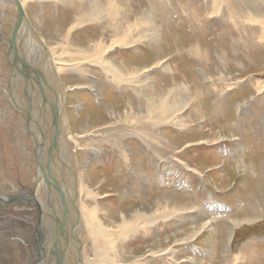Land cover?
I'll list each match as a JSON object with an SVG mask.
<instances>
[{
    "label": "rangeland",
    "instance_id": "obj_1",
    "mask_svg": "<svg viewBox=\"0 0 264 264\" xmlns=\"http://www.w3.org/2000/svg\"><path fill=\"white\" fill-rule=\"evenodd\" d=\"M25 1L27 18L33 28L29 31L32 38L36 40L31 48L34 46L39 57L37 60L31 59L29 43H26L28 46L25 47V52L15 45L25 36L23 26L24 31L21 29L20 37H15L12 60L18 63L29 62L33 65L38 69V73L35 69L37 79L30 69L24 68L23 71L9 63L6 57L7 42L0 36V197L8 196L3 199L7 201L6 203L0 199V264H40L38 259L46 256L45 252L44 254L42 252L44 247L42 244L45 240L43 233L45 228L46 230L49 228L47 224L51 225L55 222L47 213V204L42 207L45 209L44 214L41 210L39 215L37 209L39 203L36 205L33 200L23 203L19 201V198H13L21 195L20 199L24 202L27 201L28 196L30 198L34 191L35 177L38 176V167L41 164L35 157L37 144L33 138L32 129L27 124V118L14 105L10 96L13 95L17 103H22L24 107L29 108L27 96L32 90L40 94L44 83L47 84L46 92H50V82H44L40 76L41 74L49 76V70L52 76L47 79L58 80L61 84L59 86L56 84L57 89L53 91V94L57 96L58 92L60 97L61 93L63 121L66 116L70 118V124L73 125L71 132L73 131L75 135H73L74 139L68 142L69 153L72 151L70 153L72 163L69 161L67 166L63 163L62 170L65 176L62 178L63 175L60 173V183L66 184L67 187L64 189L70 192V182L69 184L66 182L67 170L72 167L75 172L76 167L78 170L81 168L85 184L97 189L101 181L103 182L98 187L101 196L97 200H88L86 195L78 190L81 209H85L83 203H88L91 208L95 205L101 206L103 216L110 218L107 224H112L114 227L118 224L114 221H119L120 213L118 212L121 211L125 212L128 219L135 221L134 223L138 220L139 223L135 224L134 230L129 232L127 242L129 247L126 246L128 251L125 254L122 251L125 245L120 246V254L124 257L122 261L133 264L140 258V264L142 262L145 264H264V16L257 18V13L264 15V0H254L253 4H249L248 0H220L218 3L211 0L206 10H203L200 5L203 0H192L190 3L194 10L187 16H185L184 4L179 0H172V3L169 0L168 4H166L167 0L159 3H157L158 0H120V4L124 6L126 12L129 11L130 16L125 15L126 17L120 18L119 23L122 26H132L129 35H135L133 29L138 25L130 13L131 9L136 12H146L152 19L151 23L153 21L155 24L158 23L160 32L166 31L163 32V38L159 43L163 45L160 52L163 51L164 54L155 49L151 50L149 39H144L143 42L132 47H124V53L120 49L113 48L107 57L110 56L119 62L124 61L127 66H132L142 62L150 63L151 59L156 60L157 56H163L161 63H170L172 76L176 80L170 86H162L160 89L164 92L169 91L178 84L179 87H187L190 98L195 99L199 108L198 111L187 110L185 111L187 113H183L184 116L191 114L190 117L185 118L186 125L183 127L185 131L171 127L170 124L162 128L172 142V147L161 149L162 159L157 156L158 154L152 155L145 150L142 151L143 147L153 146V141L143 147L138 141L136 143L141 150L134 149L139 156L132 155L133 158L129 160V164L119 151L111 150L109 143L113 141L108 140L104 131L93 139L77 138V133L81 132L78 125L82 126V121L90 122L92 126L97 122H100V126L104 124L102 121L106 119L104 115L106 108L103 105L111 106L110 108H114L115 112H121L126 101L124 96L111 86L112 83L108 85L100 81L103 73L98 69L91 68L94 74L92 71L90 73L94 77L93 84L102 88L99 93L102 101L91 91L93 87H88V78L82 79L76 71H70V65L67 69L61 68L58 74L61 78L57 77L54 75L55 68L51 66V58L46 55L47 50L44 47L46 45L50 49L54 61L71 62L70 64L76 66V62L71 61L76 56H73L75 53H69L70 47L75 43L86 47L89 40L93 42L92 50L97 51L99 49L97 47L101 46L100 42L107 41L109 33H104L105 36L103 35L104 38L101 40L99 38L90 40L88 38H94L96 32L98 33L99 24L85 22L83 26L67 27L70 20L76 16L75 9L80 7L82 0ZM89 2L90 0L85 1L86 4ZM6 8L0 7V32L3 36L12 35L15 20L21 22L19 8L18 12L15 6ZM230 9L235 11L236 15H241L243 12L245 16L246 12L249 14L254 11L256 15L250 17L253 24L234 28L236 23L231 21L229 13L233 11L230 12ZM36 17L41 20V23ZM166 19L167 24L164 22L167 21ZM77 21H83V17ZM239 21L243 22L241 19ZM202 23L203 28L200 30L203 33H200L198 26ZM50 25L62 26L52 28ZM240 30H243L241 32L243 39L239 41V46L233 42ZM166 33L168 35H165ZM253 33L257 34L246 40L245 35L250 37ZM178 36L181 40L177 38ZM196 41H200L202 49L206 48L208 52L206 59L199 55L191 56L190 52H187L191 43ZM256 41L258 44L253 46ZM180 42L184 43L180 44ZM35 46H39L43 53L39 51V47L36 49ZM181 52L183 53L179 55ZM42 59L49 63L44 64L48 68L43 65ZM54 64L55 67H62L59 63ZM160 64L151 69L150 76L157 79L163 78L160 80L162 83L164 79L167 80V84L170 82V75H167L170 72L165 73ZM17 71L28 79L23 80L20 77L17 83L15 78L20 75ZM205 75L209 76L210 82L203 83ZM37 80L41 84L39 88ZM26 81L29 82L26 83ZM208 82L209 86H202L208 85ZM64 87L68 88L66 92L63 90ZM206 87H211L212 91L207 92ZM226 89L227 92H225ZM175 92L178 95V90ZM175 92L171 91L170 95ZM136 99L137 97H134L135 102H137ZM240 104L243 107L239 110ZM54 105L55 103L52 106ZM47 113L49 114L48 110ZM50 130L48 129L47 132ZM70 135V133L68 137L64 135V138L71 139ZM77 139L81 140L85 148L92 146L91 142H95L96 152L86 156L84 153L86 149L81 148L79 144L76 145ZM135 146L136 144H133V147ZM44 152L48 158L49 155L46 151ZM37 155L39 157L38 153ZM43 166L46 167V165ZM71 185L74 186L73 183ZM62 189L61 186L60 190ZM156 196L160 199L171 196L174 201L170 202L168 207L164 206L162 199L159 207L156 206V198H154ZM11 198L15 200L12 201ZM176 205L184 206L172 211L170 207ZM140 208L154 213V216L149 218L155 220V232L147 233L148 231L141 226L145 225V220L134 217L137 216L135 209ZM151 208L153 212L150 211ZM108 213L109 215H106ZM60 223L64 226L62 232L67 240L68 227L65 221L62 220ZM202 223L203 226L207 224L205 226L207 228L199 235L192 237L191 231L202 227ZM176 224L179 231L174 229L172 232L178 233L170 234L168 229ZM37 230L40 231L41 237L39 245L35 247L36 260H34L30 244L35 239ZM56 232L57 230L53 231L52 235ZM75 232L76 229H73L71 239L74 238ZM82 239L85 240L83 248L85 256L93 257V242L89 241L88 236H83ZM179 240L182 242L178 243ZM160 241L165 242L159 244ZM57 243L56 251L60 250L61 240Z\"/></svg>",
    "mask_w": 264,
    "mask_h": 264
},
{
    "label": "bare ground",
    "instance_id": "obj_2",
    "mask_svg": "<svg viewBox=\"0 0 264 264\" xmlns=\"http://www.w3.org/2000/svg\"><path fill=\"white\" fill-rule=\"evenodd\" d=\"M54 1H56V0H54ZM85 1H87V0H82L80 7L78 9H75L74 15L76 14V16L70 20V24L67 27H73L76 25H79V26L82 25L83 26V24L85 22L91 23V24H97V25L99 24L98 25L99 28H97L98 33L96 32V36L94 38L90 37L88 39L97 40L99 38L101 40L105 36L104 33L108 32L109 34H108L107 41L100 42L101 46L97 47V48H99L97 51L92 50L93 42L89 41V40L87 41L86 47L80 46L77 43L73 44L72 46L70 45L71 46L70 49L69 50L67 49V50L70 51L69 53H72V54L75 53L73 56H76V58L71 59V61L73 60L74 62H76V66H74L73 64H70L71 62L61 63L58 61H54L53 57H51L50 49L47 48L46 45H44V47L46 48L47 53H48L47 54L45 52L46 55L50 56V58H51V62H52L51 66L53 68H55L54 69V75H57V77H59V75H58L60 72L59 70L61 68L67 69V66L70 65V67H69L70 71H76L78 76L81 77L82 79L88 78V80H89L87 82L88 87H93L91 91L94 93L95 96H98V98H100L99 93H100V91H102V88H98L97 84L96 85L93 84L94 77H93L92 73L94 74V72L91 70V68L92 69H98V70H100V72L103 73L102 77L100 78V81L101 82L103 81V82L107 83L108 85H111L110 83H112L114 86L113 85H111V86L116 88L118 90V92L121 93L122 96H124L126 101L124 102V106L122 105L123 108H121L122 109L121 112H115L114 108L113 109L110 108L111 106L105 107V105H103L104 108H106L105 113H104V115L106 116V119L104 121H102L104 124H102L100 126V122L99 123L97 122L92 126L90 124V122L82 121L81 122L82 126L78 125L81 129V132L77 133V138L81 137V139H88V140L93 139L98 134H102V131H104L105 132L104 134H106L105 136H108V140L113 141L112 143H109L110 147H112V149L111 148L110 149L113 151H119L122 154L123 158L127 161L128 164L130 163L129 160L131 161L133 158L132 155L139 156V153L134 149V148H137L138 150H141V148L139 147V144H137L138 141H140L142 147L149 145V142L153 141V146H147V148L143 147L142 151L145 150L146 153H150L152 155L158 154L157 156H159L160 159H162L161 154H163V153L161 152V149L172 147L171 146L172 142L169 141L168 137L163 132V129L165 128V126L167 124H170L171 127H175L181 131H185L183 128L186 125L185 118L190 117L191 114L189 113V114H187V116H184L183 113L187 110L188 111L191 110V112H192V110L198 111L199 108L197 107V104L195 103V99L190 98L189 90L187 89V87L186 88L185 87H179V84L176 85L175 87L171 88L169 91L164 92L160 89V87H162V86H166V87L170 86L176 80V78H174L172 76V68H171L170 63H168V64L161 63L162 62L161 58L163 56L162 57L157 56L156 60L151 59L152 61L150 63L149 62L148 63L142 62L141 64L138 63L136 65H132V66L128 65L127 66V64L124 61L119 62L114 58H110V56L107 57V54L113 48L120 49L121 52L124 53L123 52L124 51L123 49H125L124 47H132L136 44L143 42L144 39H149L148 41H149L151 50L155 49L156 51L160 52L162 50L161 48L163 45L161 46V44H159V43L161 42V40L163 38L164 30H161L162 32H160L159 27H158V23L155 24L154 21H153V23H151L150 20H152V19L146 12H143V11L136 12L134 9H131L130 13H131L134 21H136L138 23V25L133 29V31L135 32V35L134 34L129 35L128 33L132 29V26L131 25L122 26L119 23L120 18H124V17L129 15V11L126 12L124 10L125 9L124 6L122 4H120V2L122 0L121 1L120 0H106L107 2H105V3H102L103 1H99V0H93V1L90 0V2L88 4H86ZM162 1H164V0H158L157 3L162 2ZM190 1H192V0H179L180 3L184 4L183 7L185 8V16H187L189 13H191V11L194 10V9H192L193 7L191 8ZM210 1L211 0H203L202 1L203 3L202 2H201L202 4L200 3V5H202L203 10H206V7L210 5ZM219 1L220 0H214L213 2L218 3ZM166 2H167L166 4H168L169 0H167ZM247 2H249V4H253L255 1L254 0H248ZM84 3H85V5H84ZM171 3H172V0H171ZM12 4H15V5H12ZM26 5H27V3L25 0H0V7H2V8L15 6L17 9V12H18V8L20 6V8H19V20L21 22H19L18 20H15V22H14L15 24L13 25L14 29H13L12 34L15 35V37L17 36L16 38H19L21 29L23 30L25 28V36L20 41H18L19 40L18 39L17 40L18 42L15 44V45H17V47H19V50L23 49L24 52L26 50L25 47L28 46V44L26 45V43H29L30 48L33 44L36 43L35 42L36 40H34L32 38L31 33L29 31V29L33 30V28L31 27L29 19L27 18L28 16L26 13V9H27ZM247 6H246V9H247ZM184 8H183V10H184ZM153 9H155V8H153ZM160 9H162V8L160 7L159 10ZM231 11H233V10L230 9V12ZM234 12L235 11H233L231 14L229 13V16L231 15V21L236 23V25L233 26L234 28L237 29L241 25H242V27H245V26H247V24H253L251 22L250 17L253 15H256V13L254 11L249 12L250 15L247 14V12H246V16H245V13H243V12L241 15H236V13H234ZM141 13H142V15H141ZM114 16H116V17H114ZM261 16H264V15H262V14L259 15L257 13V18H261ZM50 17H52V16H50ZM82 17H83V21H77V19H80ZM36 18H37V21L39 23H41L40 22L41 20L38 19V17H36ZM161 18H162V20L164 19L163 16ZM22 19H23V22H22ZM226 19H229V18L226 17ZM239 19H241V21H243V22H240ZM65 21H67V19ZM107 21H110V22L107 23ZM164 22H165V24H167L168 20L164 21ZM25 24L28 26V28ZM66 25H67V23H66ZM85 25H87V24H85ZM230 25H232V24L230 23ZM23 26H24V28H23ZM50 26H52V25H50ZM60 26H62V25H59L58 27L52 26V28H59ZM160 26H161V24H160ZM16 27H17V30L15 29ZM198 27H199V32L203 33L200 30L203 28V23L200 24ZM69 29H68V31H69ZM205 29H208V28H205ZM102 30H103V32H102ZM170 30H171V28H170ZM233 30H235V29H233ZM11 31H12V29H11ZM225 31L227 32V27H225ZM242 31L240 30L238 37L235 38V41L233 42V43H235V45H238L239 41H241L243 39V36L241 34ZM251 32H253V31H251ZM251 32H249V33H251ZM256 34L257 33L250 34L251 35L250 37H247V35H245V34L244 35L246 36V40H249L252 37H254ZM165 35H168V34L166 33ZM230 37H233V35H230ZM177 38L180 39L179 36ZM24 40L26 41L25 43H24ZM14 42H15V40L11 44L12 47L10 50V56H8L9 47L7 44L6 57L9 61V63L12 64V66L14 68H16L13 64H21V63H18L16 61L13 62V60H12V48H13V46H15V45H13ZM183 43L184 42H180V44H183ZM256 44H258V41L254 42L253 46H255ZM200 45H201L200 41H196V42L191 43V46L189 47V50L187 52H190L191 56L197 57L199 55V57L206 59V57L208 56V52L206 51V48L204 50L201 48ZM239 46H240V44H239ZM35 47H36V49H38L39 46H35ZM202 47H204V46H202ZM167 49L169 50L168 46H167ZM30 50H31V57H32L31 59L37 60L39 56L37 55V52L35 51L34 46ZM39 51L41 53H43V51L40 49V47H39ZM179 51H181V50H179ZM158 52H156V53H158ZM160 53L164 54L163 51ZM182 53L183 52H181L179 55H181ZM209 60H210V58H209ZM41 61H42L43 65L49 64L46 61H44L43 59ZM225 61H226V59H225ZM54 63H56V64L59 63L60 65H62V67H60V66L55 67ZM25 64H27L28 66L27 67H21L20 70L24 71V68L30 69L33 72V75H36V79H37L38 75L36 74V70L38 73V69H36L29 62H25ZM159 64H160V66H162V69L164 70L165 73L170 72L167 74V75H170V80H169L170 82L167 84H166L167 80H165V79H164V82L162 83L161 80H163V78L157 79V77L154 78L153 76L152 77L150 76V74L152 73L151 69H153L152 67H156ZM44 66L46 68H48L47 65H44ZM206 66H207V64H206ZM91 71H92V73H90ZM17 73H18V71H17ZM18 74H20V73H18ZM48 74H49V76H44L42 74L40 76L44 82H50V92L49 91L46 92L47 84L43 83L44 88H43V91L40 90V94L38 93V91L32 90L31 94H29L27 96L29 108L27 106L24 107V105H22V103L19 104L16 101L13 102L14 105H17V107H19V111L25 112L24 109H28V111H30L31 116H32V120L30 121L29 126L32 129L33 138H34V140H36V144H37L36 149H37V153L39 154L38 161L41 164L38 167V176L35 177L36 180H35V186L33 187L34 188V191H33L34 200L33 201L36 202V205H37V203H39L38 204L39 206L38 205L37 206L41 208L40 211L42 210L43 214L45 212V209H43L42 207L44 204H47V206H46V208H48L47 213H48V215H50L55 220V222L53 224H51V225L47 224V226L49 228H48V230H46V228H45V231L43 233L45 240L42 244L44 246L42 252H43V254L45 252L46 258L44 259L42 264L43 263L44 264H94V263H98V264H126L127 262L122 261L124 259V257H123V255L121 256V254H120V251H121L120 246L125 245V247L122 248V251L125 254L128 251L127 248L129 247L128 246L129 244L127 245V242L129 239V237H128L129 232L131 230H134L133 228L135 227V224L139 223L138 220L136 221V223H134L135 221L128 219V216L125 214V212H122V211L118 212L117 211L118 213H120L119 214V221L115 220L114 222H117L118 224L115 227L112 224H110L111 227H109L110 225H108L107 223L110 222V218L107 216H103L101 206L99 207V205H95V207L91 208V206H89L88 203H83L85 209L84 210L81 209V207L79 205V200H78L79 192L85 194L88 200H97V198H99L101 196V191H99L100 189L98 190V187H100V185L103 184V182L101 181V183L97 187V189H95L94 187H91V185H89V184H85L84 179H83L84 178L83 177V169H81V168H79V170H78L76 167L75 172L73 170L74 168L72 169V167H71V169L67 170L68 174H66V175H68V176L66 178V180H67L66 182H67V184H69V182H70V190H69L70 192H68L66 189H64L67 187L66 184H63V182L60 183L61 177L63 178L65 176V173L62 170L63 163L65 166H67L69 161L71 162V160H72L71 159L72 156L70 154L72 151L69 153V147L68 146H69L70 140L74 139V137H73L74 133H73V131L71 132L73 125L71 126V124H70L71 123L70 118L66 116L65 120L63 121L64 111H63V107H61L62 106L61 101H60L61 96H62L61 93H60V97L58 95V92H57V96L55 94H53V91L57 89L56 84L58 86L61 84L59 83L58 80H55V79L48 80L47 77L52 76L50 73V70H49ZM20 75H18L19 77L15 78V81L17 83H19L20 77H22L23 80L28 79L24 75H21V76ZM204 77L205 78H203V83H205L207 81H209V82L211 81V79L208 78L209 76L205 75ZM59 78H61V77H59ZM38 80H37V84H38L37 86L39 88L41 84L38 82ZM28 82L26 81V83H28ZM209 82H208V85L203 84L202 86L203 87L209 86L210 85ZM79 83H81V82H79ZM89 84H93V85L89 86ZM54 85H55V87H53ZM67 89H68L67 87H64L63 90H65V92H66ZM227 89H229V87ZM227 89L225 92H227ZM177 90H178V95H176V92H175ZM171 91H174L175 94L170 95ZM206 91L211 92L212 88L206 87ZM67 92H69V91H67ZM134 97H137V99H136L137 102L134 101ZM30 98H32V100H30ZM98 98H97V103L99 102ZM100 100L102 101L101 98H100ZM65 101H66V99H65ZM54 103H55V105L52 106ZM241 105L242 104H240L238 106L239 110L241 109V107H243ZM47 110L49 111V114L47 113ZM185 113H187V112H185ZM56 114L58 115V117L56 116ZM79 115H80V113H79ZM99 126L101 127V129L99 128ZM50 128H51V130H50ZM92 128H93V130H92ZM48 129L50 130V132H47ZM69 133L71 134L70 135L71 139L64 138V135L66 137H68ZM55 135L57 138L56 139L57 145H56V147H54L53 150H51L52 142L55 138ZM130 141H131V143H130ZM132 141H133V144H136L135 147H133ZM92 143H93L92 146L88 147L86 145L87 147L85 148V147H83L81 140H79V139L76 140L77 146L79 144V146L81 148L86 149V151H84V153H86V156L96 152L95 151L96 143L91 142V144ZM198 144L200 145V143H198ZM148 147H149V149H148ZM44 151H46L47 154L49 155L48 158H47L46 153ZM58 152H59L60 157L58 156ZM58 159H59V162H58ZM43 165H46V167H44ZM40 169H41V172H40ZM60 173L63 176H61ZM72 183L74 184V186L71 185ZM61 186L63 187L62 190H60ZM43 188H44V191H43ZM78 190H79V192H78ZM45 195H46V197H45ZM1 196H3V195H1ZM80 196H81V194H80ZM5 197H8V196H3L1 198H5ZM154 198H156L155 199L156 206H159V207L162 204V199L164 201V206H168L170 202L174 201L173 197H171V196L166 197V198L162 197V199H160L159 196H156ZM139 199H142V198H139ZM177 202H179V201H177ZM51 203H52V205H51ZM80 203H82V202H80ZM172 204H174V203H172ZM183 206H179V207H183ZM179 207L176 205L175 207H170V208L173 211L174 209L178 210ZM130 209H131V207H130ZM152 210H153V208L150 209L151 212H153ZM40 211H38V213ZM68 212L70 213L69 216H68ZM134 212H135V215H137L134 217H136V218L139 217L140 218L139 220H145V225L144 226L141 225V226H142V228H144L148 231L147 233L150 234L151 232H155V226H154L155 220H153L152 218H149L151 216H154V213H149L147 211V209H143V208H140L137 210L135 209ZM39 215H40V213H39ZM106 215H109V213ZM156 217H159V216H156ZM40 218H41V216H40ZM209 219H210V217H209ZM62 220L65 221V224L68 227L67 230L69 231V233H71L70 235L68 233L67 240H66L65 234H63V232H62V230L64 229V226L60 223V221H62ZM205 226H207V224ZM205 226H203V223H202V227H199L196 229L193 228L195 230L191 231V236L194 237V236H197L200 233H202L204 231V229L207 228ZM73 229L74 230L76 229V232L74 234V238L71 239L72 238L71 236L73 235ZM88 229H93V230L91 231ZM56 230H57V232L52 235L53 231H56ZM50 235H51V237H50ZM83 236L84 237L88 236L89 241L93 242V246H94V256L93 257H91V256L86 257L85 256L86 254H85V251L83 249L85 240L82 239ZM60 240H61L60 250L58 249L56 251L57 244H58L57 241L59 242ZM115 241H118V242L115 243ZM182 241H184V239H182ZM182 241L179 240L178 243L182 242ZM163 242H165V241H163ZM163 242L160 241L159 244H162ZM47 244H48V246H47ZM126 246H128V247L126 248ZM170 248H168V249H170ZM139 260H140V258H139ZM139 260H138V262L136 261L137 263H133V264H140ZM142 260H144L143 257H142ZM142 264H145V263L142 262Z\"/></svg>",
    "mask_w": 264,
    "mask_h": 264
},
{
    "label": "water",
    "instance_id": "obj_3",
    "mask_svg": "<svg viewBox=\"0 0 264 264\" xmlns=\"http://www.w3.org/2000/svg\"><path fill=\"white\" fill-rule=\"evenodd\" d=\"M19 5V4H18ZM19 8H20V6H19ZM23 15V14H22ZM18 25V24H17ZM16 30H17V27L15 28ZM0 36L1 37H3L4 39H6V42H7V44H8V47H9V51H8V56H10V50H11V44H12V42L15 40V35H11V34H9L8 36H3V33L2 32H0ZM14 51V50H13ZM17 69H20L21 67H27L28 65L27 64H25V63H21V64H13ZM11 82V81H10ZM12 86V82H11V84H10V87ZM9 87V88H10ZM10 98L11 99H13V102L15 101L14 100V96L13 95H11L10 96ZM15 106H17V105H15ZM18 109H19V107H17ZM25 110V112H22L25 116H26V118H27V124L28 125H30V121L32 120V116H31V113H30V111H28V109H24ZM56 116L58 117V115L56 114ZM56 118V117H55ZM58 119V118H57ZM57 138H56V135H55V138H54V140H53V142H52V146H51V150H53L54 149V147H56V145H57V140H56ZM36 159H39V157H38V155H37V153H36ZM39 164H40V162H39ZM18 196H20L21 197V195H18ZM20 197H13V198H19V201H21V202H23V203H29V202H31L32 200H34V193L30 196V198H29V196H28V199H27V201H22L21 199H20ZM13 198H11V200L12 201H14L15 199H13ZM0 199H4V198H1L0 197ZM3 201H5V200H3ZM10 201V200H9ZM7 201H5V203H6ZM37 208H38V211H40V207H38L37 206ZM40 214H41V212H39ZM40 220H41V218H40ZM40 237H41V233H40V231H38L37 230V234H36V245H39V242H40ZM37 253H38V250H37ZM41 256V255H40ZM32 257L34 258V260H36V258H35V253H32ZM45 255L44 256H41V259L39 260L38 259V262L39 263H42L43 262V260L45 259ZM33 264H38V263H33Z\"/></svg>",
    "mask_w": 264,
    "mask_h": 264
},
{
    "label": "crops",
    "instance_id": "obj_4",
    "mask_svg": "<svg viewBox=\"0 0 264 264\" xmlns=\"http://www.w3.org/2000/svg\"><path fill=\"white\" fill-rule=\"evenodd\" d=\"M237 6H238V4H237ZM239 7H240V6H238V8H239ZM236 9H237V8H236ZM152 68H155V67H152ZM177 226H178L177 224L174 225L173 227L170 226L171 229H168L169 233H170V234H173V233H174V234H177L178 232H172V230H174V229H176L177 231H179V229L177 228ZM162 236H164V235H162ZM168 264H171V263H168Z\"/></svg>",
    "mask_w": 264,
    "mask_h": 264
},
{
    "label": "flooded vegetation",
    "instance_id": "obj_5",
    "mask_svg": "<svg viewBox=\"0 0 264 264\" xmlns=\"http://www.w3.org/2000/svg\"><path fill=\"white\" fill-rule=\"evenodd\" d=\"M35 240H36V237H35V239L32 241V243L30 244V250H31V252L32 253H35V247H36V242H35ZM36 258V257H35Z\"/></svg>",
    "mask_w": 264,
    "mask_h": 264
}]
</instances>
